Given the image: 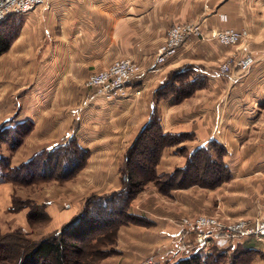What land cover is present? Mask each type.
Returning <instances> with one entry per match:
<instances>
[{
    "label": "crops",
    "instance_id": "crops-1",
    "mask_svg": "<svg viewBox=\"0 0 264 264\" xmlns=\"http://www.w3.org/2000/svg\"><path fill=\"white\" fill-rule=\"evenodd\" d=\"M13 19L20 28L0 56V107L21 109L16 124L34 125L19 152L29 154L27 162L59 146L75 128L79 146L89 153L85 168L50 201L55 226L77 217L93 195L121 190L126 154L154 109L164 134L187 137L162 151L158 175L184 169L196 149L213 141L224 150L221 160L230 171V180L214 190L173 193L168 219L178 213L235 220L264 213V0H47ZM187 23L201 25L204 37L187 39L176 56L156 65L169 31ZM230 28L246 37L228 47L217 34ZM233 56L255 62L244 73L221 74V65ZM122 59L140 67L125 98L107 100L85 87L91 74ZM188 68L194 71L191 80H205L203 87L179 104L171 97L155 99L172 73ZM157 215L152 240L142 243L154 247L181 239L189 247L184 258L198 250L194 233L182 234ZM120 241L125 243L123 236ZM213 246L253 251L248 264H264V241L254 237L234 244L218 240ZM171 249L155 261L175 263L180 257L174 259Z\"/></svg>",
    "mask_w": 264,
    "mask_h": 264
},
{
    "label": "rangeland",
    "instance_id": "rangeland-1",
    "mask_svg": "<svg viewBox=\"0 0 264 264\" xmlns=\"http://www.w3.org/2000/svg\"><path fill=\"white\" fill-rule=\"evenodd\" d=\"M6 110L7 107H0V264H27L33 249L44 241L58 245L62 243L65 246L62 250L63 264H170L169 261H155V258L157 255L163 256L168 249H171L172 243L167 244L162 241L160 245L152 247L148 243L141 242L144 238L152 240L156 229L152 218L157 217V214L164 216L163 220L166 219L170 225L177 229L183 220H194L199 216H209L220 222L235 224L241 220L254 223L258 217L263 215L261 213L254 218L235 220L216 214L185 215L178 213L171 215L168 219L167 210L172 207L170 201L173 200V193L191 188H199L202 191L216 188L210 183L191 187L187 183L186 186L170 190L169 188L173 184L169 186L165 183L167 179L163 178L160 182H147L144 186H138L139 188L128 187L130 193L136 195L126 204L127 206L124 203L121 204V207H126L125 213H122L123 208L118 209V206L111 212L112 214L103 213L95 204L88 218L91 217V220L96 222L106 221L105 223L108 225L100 223L95 227L94 223L86 220L76 227L66 229L74 220L73 218L62 226H55L56 221L48 210L49 204L50 201L55 200V196L59 195L58 187L66 182L36 177L29 183L26 181L25 171L11 172L10 169H16L23 165L29 156V154L19 152L21 146L17 147V145L22 142L24 139L22 134L32 124L29 121L16 124L19 117L23 116L21 109L9 107L7 112H5ZM7 118L12 119L4 122L3 120ZM122 174L121 169L120 189L123 188ZM169 175L171 174L162 176ZM8 178L14 181L10 182ZM177 184L174 183L173 187H176ZM93 196L96 199L104 195L95 194ZM123 231L125 234L122 233ZM121 236L124 237L125 243L120 241ZM210 245L207 251L201 250V252L203 254L211 253L215 247L213 244ZM183 256H180L177 261L182 260ZM56 258V254L51 255L48 259L49 264H55ZM227 261L229 262L226 260L224 263Z\"/></svg>",
    "mask_w": 264,
    "mask_h": 264
},
{
    "label": "trees",
    "instance_id": "trees-1",
    "mask_svg": "<svg viewBox=\"0 0 264 264\" xmlns=\"http://www.w3.org/2000/svg\"><path fill=\"white\" fill-rule=\"evenodd\" d=\"M19 28L20 23H17L13 17L0 23V56L10 49L19 34ZM193 73L194 71L189 68L172 73L167 82L155 92V99L161 100L171 97L173 98L174 104H179L184 99L193 95L205 83V80L201 77H195L191 80ZM33 128L34 126L32 124L22 134L24 139L17 147L22 145ZM186 139L187 137L183 135L173 136L164 134L159 125L157 110L154 109L149 123L143 128L135 143L126 154L122 167L123 188L115 193L97 197L96 199L93 196L88 200L83 211L70 222L66 229L76 227L86 220L94 223L95 227L100 223L108 225L105 223L106 221L96 222L92 221L91 217L88 218L91 209L96 204L101 212L111 213L117 206L119 209L122 203L127 206L126 204L133 200L136 195L130 193L128 187L131 186L137 188L138 186H144L147 182H160L163 178H166L167 181L165 183L169 186L173 184L169 188L170 190L184 185L186 186L187 183L190 187L195 185L203 186L205 183H210L211 186L217 188L220 184L230 180V171L221 160L225 152L215 141L196 149L189 156L184 169H177L173 174L166 177L159 176L156 169L160 162L162 151L167 147L180 144ZM88 158L89 153L79 146L76 138V129L74 128L72 133L59 146L40 151L20 167L10 170L12 173L25 171L27 174L26 181L29 183L36 177L67 182L74 179L85 168ZM202 161L204 163H199ZM10 175L12 174L10 173ZM8 181L12 182L14 180L8 178ZM174 183H178L176 187H173L175 186ZM125 206L120 208H123L121 210L122 213H125ZM63 247L65 246L62 243L58 245L44 241L33 249L27 264H49L50 261L48 259L53 254L57 255L55 264H63ZM252 254H254L253 251L239 247H230L227 250L215 248L209 254H203L201 250H197L190 257L173 264H248L250 262L247 261L249 255ZM226 260H229V262L224 263Z\"/></svg>",
    "mask_w": 264,
    "mask_h": 264
},
{
    "label": "built area",
    "instance_id": "built-area-1",
    "mask_svg": "<svg viewBox=\"0 0 264 264\" xmlns=\"http://www.w3.org/2000/svg\"><path fill=\"white\" fill-rule=\"evenodd\" d=\"M46 2L47 0H0V23L12 17L19 18L32 13ZM191 37L200 39L204 37L201 25L187 23L174 26L158 51L156 65L166 63L176 56L186 40ZM245 37V31L231 28L217 34L218 42L228 47L238 45ZM254 62L251 56H233L221 65L220 71L223 75L231 73L234 69L244 73ZM151 70L154 71V68ZM139 74L140 67L131 59L117 60L106 69L91 74L85 86L98 97L107 100L122 99L128 95L129 83ZM178 227L182 234L195 233L194 243L199 250L207 251L210 244L218 240L234 244L243 237H254L264 241V213L254 223L241 220L235 224H227L209 216H199L194 220H183ZM188 249V244L180 239L173 244L171 254L177 259L187 253Z\"/></svg>",
    "mask_w": 264,
    "mask_h": 264
}]
</instances>
